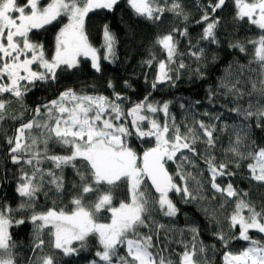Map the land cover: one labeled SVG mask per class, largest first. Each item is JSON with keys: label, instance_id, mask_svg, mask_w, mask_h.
Instances as JSON below:
<instances>
[{"label": "snow or ice", "instance_id": "obj_1", "mask_svg": "<svg viewBox=\"0 0 264 264\" xmlns=\"http://www.w3.org/2000/svg\"><path fill=\"white\" fill-rule=\"evenodd\" d=\"M226 2L215 0L212 3L209 0L201 17V21L207 22L201 40L219 45L216 29L220 17H212L224 8ZM119 3L120 0H48L46 4H42L41 0H24V3L0 0V122L8 118L7 110L13 100L26 110L24 97L37 81L55 82L58 71L78 69L81 57L90 58L92 68L100 72V56L89 42L85 20L90 12L98 9L113 11ZM233 3V20L255 26L260 30V35L229 45L240 53H248V46L251 45L252 59L246 64L235 61L229 65L217 88H210L208 95L210 103L217 96L230 98L232 107H221L234 113L240 121L238 124L225 122L218 129L217 122L221 121L224 113L205 111L203 115L209 117L211 123L195 121L182 132L181 126L169 112L170 102L159 104L145 97L126 110L122 102L127 97L116 92L111 81L108 87L113 89L112 97L81 94L69 88L56 99L38 105L32 110L29 120L23 121V111L11 117L21 120L14 135L7 140L11 146L12 162H23L32 166V170L21 169V182L16 188L19 196L25 199L16 209L10 205L0 207V264H17L16 242L9 229L13 224L19 225L25 221L22 218L14 219V211L31 212L28 219L34 226V253L37 249L43 252L46 243L43 236L47 230L51 247L65 256L78 253L87 246L88 238L95 236L100 246L95 256L103 264H207L205 254L208 249L199 239L200 230L196 226L188 229L191 233L188 242L183 238L178 241L183 251L177 254L176 261L164 255L165 249L159 248L153 241V236L158 238L161 229L172 231L152 220L153 210L167 217H175L179 209L170 194L180 196L185 203L195 200L199 194L201 181L185 167H198L192 157L203 159L207 165L212 189L225 197L221 208L235 198L232 200L233 211L228 217V231L221 228L214 235L225 249L233 239L248 244L239 252L225 251L224 264H264V242L249 235L250 230L264 234V207L258 211L247 199L249 194L237 190L232 183L224 187L216 183L218 176L237 174L229 170V164L239 169L242 163L251 161L245 164L250 179L264 184V147L258 145L250 135L253 121L256 128L264 131V0H233ZM127 4L136 15L149 20L159 19L165 11L157 0H127ZM167 10L183 15V7L178 0H174ZM62 18H66L67 23L56 34L54 53L48 57L43 43L31 39V33ZM184 18L187 19L186 16ZM175 32L188 36L187 28L182 31L174 29L157 40V44L166 52V59L158 62L153 89L157 84L171 83L175 86L179 71L187 67L183 60L177 59L183 54L178 51ZM102 35V47L106 50L104 59H114L117 38L107 24L103 26ZM189 55L201 67H206L203 64L206 59L204 48L197 47ZM146 63L151 65L153 60ZM253 64L257 67L254 68ZM33 65L36 67L33 68ZM173 65L176 67L173 68ZM194 71L200 78L205 75L200 67ZM5 94H8V98H5ZM246 97L248 99L245 101ZM158 113L165 117L163 122L157 118ZM230 128L229 145L224 150L229 158L227 162H217L213 153L218 138L214 133L227 132ZM133 137L142 142L150 141L152 146L138 152L131 143ZM198 142L205 145L202 153L195 147ZM50 143L62 146L67 154H49ZM44 160L50 161L53 167L43 169L40 165ZM169 162L176 164L175 173L169 172L166 166ZM69 167L78 177V182L72 185L77 192L71 199L73 208L69 211L63 208L38 211L35 206L37 193L43 189L45 182L54 185L58 193L63 192V170ZM176 177L182 183H177ZM146 180L150 181V185L145 183ZM189 180L197 185L196 195L189 188ZM121 184L127 186L128 199L120 201L117 206L113 203V190ZM149 187L157 195L152 196ZM93 196L91 203L85 202ZM200 198L204 199L203 196ZM102 210L111 214L107 223L98 222L97 217ZM211 218L215 220L214 215ZM237 227L239 234L234 235L233 230ZM141 229L149 231L145 233ZM183 232L184 229L179 230L181 237ZM73 242H79V247H73ZM212 248L214 250L215 246ZM121 249H124L123 253ZM29 264H57V261L54 254H44L37 255ZM91 264L98 262L93 260Z\"/></svg>", "mask_w": 264, "mask_h": 264}, {"label": "trees", "instance_id": "obj_2", "mask_svg": "<svg viewBox=\"0 0 264 264\" xmlns=\"http://www.w3.org/2000/svg\"><path fill=\"white\" fill-rule=\"evenodd\" d=\"M19 2L24 3V0H19ZM47 2L48 0H41L42 4ZM157 2L165 8V11L157 20H149L136 15L128 6L127 0H120V3L113 11L98 9L90 12L85 20V31L89 42L98 50L101 71L96 72L89 60L80 59L78 69L58 71V78L55 82L37 81L32 90L24 97L26 110L21 109V105L15 100L9 105L7 110L8 118L0 122V207L10 205L13 209H16L22 200L25 199L19 196L16 188L21 182V169L29 172L32 170V166L23 162L21 164L12 162L9 151L11 146L7 143V140L14 135L15 128L19 126L21 120H14L11 117L19 115L23 111V121L29 120L33 109L38 105H43L56 99L66 89L71 88L81 94L112 97L113 89L108 87V82L111 81L115 85V91L127 97V100L122 102L126 110L136 102L143 101L145 97H148L150 102L159 104L170 102L169 112L175 117L176 123L181 126L182 132L186 131V126L193 125L195 121L203 120L205 123H211L212 121L209 120V117L203 115L205 111L224 113L221 121L217 122L218 129L225 122L229 125L240 122L234 113H229L224 107H221V105L232 107L230 98L225 99L222 96H217L210 103L208 93L210 88H217L221 77L228 72L229 65L235 61L246 64L252 59L251 45L248 46V53H240L238 49L230 48L229 45L237 41L244 42L246 39H255L260 35V30L245 21H234V3L233 0H227L224 8L218 10L212 17L213 19L220 17V24L216 29L220 43L219 45L211 44L200 39L207 23L201 21V17L209 0H178L183 7V15H177L167 10L174 0H157ZM211 2L215 3V0H211ZM208 11L210 12V9ZM185 16L187 19L184 18ZM197 21L201 22L197 23ZM64 23H67L66 18H62L44 29L34 30L31 33V39L43 43L46 56L51 57L54 53L55 36ZM105 24L109 26L110 31L117 38L114 59H104L106 50L102 47V29ZM184 28H187L188 36L175 32L174 39L178 41L179 53L183 54L177 59L178 61L183 60L187 67L179 71V79L175 80V86H172L171 83L157 84L156 88L153 89L152 83L158 75V62L166 59V52L162 49V46L157 44L158 38L173 32L174 29L182 31ZM189 40H191V45ZM197 47H202L205 50L206 59L203 60V64L206 67H201V64L189 55L191 51H196ZM213 57H216L215 60L212 59ZM150 59L153 60V63L148 65L146 61ZM252 66L254 68L257 67L255 64ZM35 67L33 65V68ZM175 67L176 65H173V68ZM197 67H200L205 74L203 78H200L194 71ZM5 98H8V94H5ZM247 99L246 97L245 101ZM181 105H184V107H181ZM157 118L161 122L165 119L162 113H158ZM252 123L251 138L258 145L264 147V131L256 128L254 121ZM214 136L218 139L213 154L216 156L217 162H227L229 157L224 150L229 145L231 128L227 132L218 131L214 133ZM131 143L138 152L152 146V142H142L135 137H133ZM195 147L198 152L202 153L205 145L202 142H198ZM49 154H67V150L58 144L50 143ZM189 155L191 156L190 153ZM192 159L198 167L188 165L185 167L187 171L192 172L197 180L201 181L199 194L196 195L197 185L195 181L189 180V188L196 195V199L185 203L180 196L174 193L170 194L179 209L175 217H167L162 212L153 210L152 220L165 225L166 228L172 229V231L161 229L159 237L157 238L154 235L153 241L159 248L165 249L164 255L170 256L173 261H176L178 260L177 254L183 251V246L178 241L183 238L185 242H188L191 239V233L188 229L196 226L200 230L199 239L203 241L208 249L205 254L207 264H224L223 254L225 251L239 252L248 244L246 241L233 239L230 241L228 248L225 249L214 235L221 228L225 232L228 231L230 222L228 217L233 211L234 204L232 200L235 198L230 199L221 208L220 205L224 202L225 197H222L212 189L207 165L203 159H197L196 157H192ZM248 162L251 161H245L239 169L229 164V170L237 174L235 176L218 177L216 183L220 184L221 187L232 183L237 190L247 192L249 194L247 199L251 200L259 211L264 207V184L250 179V174L245 166ZM40 166L45 170L53 167L51 162L47 160H44ZM166 166L170 173H175V163L169 162ZM63 176L65 185L63 192L58 193L54 185L45 182L43 189L37 193L35 206L38 211L50 208L57 210L63 208L65 211H69L73 208L71 199L77 192L72 185L78 182V177L70 167L63 170ZM47 179L45 177V181ZM175 179L177 183H182L178 177ZM145 183L148 184L147 180ZM148 191L152 196H155L150 187ZM200 196H203L204 199H201ZM93 199L94 196L86 199L85 202L91 203ZM127 199L126 185L121 184L113 190L114 205L118 206L120 201ZM30 214V211H14L12 213L14 219L22 218L25 221L23 224H13L9 229L13 240L16 242L17 264H29L37 255L44 254H54L57 264H91L93 260L97 261L98 264L102 263L95 256V252L100 249L95 236H90L87 246L81 248L78 253L65 256L60 250L51 247L50 238L47 235V230H45L43 238L46 243L43 252L37 249L34 253L32 250L34 226L28 219ZM213 215L215 220L211 218ZM245 215H247V211H245ZM110 216V212L102 210L98 214V222L107 223L110 220ZM180 229H184L183 237L180 236ZM141 231L147 233L149 230L141 229ZM153 231H155L154 228ZM233 234H239V227L233 230ZM249 235L256 240L264 242V234L250 230ZM212 246H215L214 250ZM73 247H79V242H73ZM123 251L124 249H121L122 253Z\"/></svg>", "mask_w": 264, "mask_h": 264}, {"label": "rangeland", "instance_id": "obj_3", "mask_svg": "<svg viewBox=\"0 0 264 264\" xmlns=\"http://www.w3.org/2000/svg\"><path fill=\"white\" fill-rule=\"evenodd\" d=\"M80 59H86V60H89V61L92 63V61H91L90 58H84V57H81ZM129 119H130V118H129ZM218 177H220V176H218ZM218 177H217V179H218ZM217 179H216V180H217ZM101 264H103V262H102Z\"/></svg>", "mask_w": 264, "mask_h": 264}, {"label": "water", "instance_id": "obj_4", "mask_svg": "<svg viewBox=\"0 0 264 264\" xmlns=\"http://www.w3.org/2000/svg\"><path fill=\"white\" fill-rule=\"evenodd\" d=\"M148 182V184L150 185V181H147ZM151 188V187H150ZM151 190L153 191V193L155 194V195H157L155 192H154V190L151 188Z\"/></svg>", "mask_w": 264, "mask_h": 264}]
</instances>
